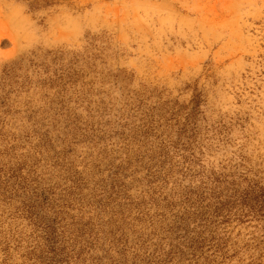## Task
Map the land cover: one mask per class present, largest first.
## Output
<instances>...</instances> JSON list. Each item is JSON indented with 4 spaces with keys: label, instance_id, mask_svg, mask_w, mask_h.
Returning a JSON list of instances; mask_svg holds the SVG:
<instances>
[{
    "label": "rangeland",
    "instance_id": "374dc122",
    "mask_svg": "<svg viewBox=\"0 0 264 264\" xmlns=\"http://www.w3.org/2000/svg\"><path fill=\"white\" fill-rule=\"evenodd\" d=\"M0 264H264V0H0Z\"/></svg>",
    "mask_w": 264,
    "mask_h": 264
},
{
    "label": "bare ground",
    "instance_id": "6f19581e",
    "mask_svg": "<svg viewBox=\"0 0 264 264\" xmlns=\"http://www.w3.org/2000/svg\"><path fill=\"white\" fill-rule=\"evenodd\" d=\"M17 21H15L14 23L10 22L11 24L6 23L4 25V29L6 30L8 35L12 36L14 39L27 38L28 40L30 39V37L32 38L35 36V34L33 33V26L28 18H26L25 16H21Z\"/></svg>",
    "mask_w": 264,
    "mask_h": 264
}]
</instances>
